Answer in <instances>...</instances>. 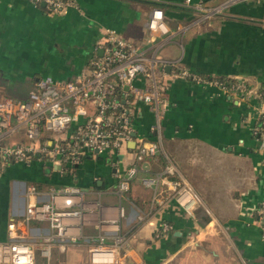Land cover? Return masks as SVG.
Instances as JSON below:
<instances>
[{"label":"crops","instance_id":"0c3cea01","mask_svg":"<svg viewBox=\"0 0 264 264\" xmlns=\"http://www.w3.org/2000/svg\"><path fill=\"white\" fill-rule=\"evenodd\" d=\"M156 6L164 11L168 33L147 28ZM108 28L169 61L163 65L168 99L162 105L161 151L173 157L178 175L199 194L194 215L177 204L168 185L143 184L163 168L161 151L137 164L121 201L115 193L134 159L135 139L153 137L152 111L138 102L133 140L117 153L87 155L74 172L31 161L18 164L17 176L16 162L7 166L0 177L1 229L22 209L26 183L34 182L42 198L51 186L74 183L85 190L82 236L53 247V263L93 264L89 245L100 231L111 235V226H100V219L115 217L121 202L126 264H264V230L256 212L264 198V152L254 133L264 99V0H71L52 11L31 0H0V98H24L42 75L75 79L87 73ZM218 76L244 83L249 97L224 91L215 83ZM163 220L171 229L156 236ZM30 225L47 228L46 221ZM36 264L43 259L37 257Z\"/></svg>","mask_w":264,"mask_h":264},{"label":"built area","instance_id":"2783aa9c","mask_svg":"<svg viewBox=\"0 0 264 264\" xmlns=\"http://www.w3.org/2000/svg\"><path fill=\"white\" fill-rule=\"evenodd\" d=\"M44 2L49 10H60L69 0H31ZM190 1V0H187ZM197 8H202L196 3ZM217 10L213 9L212 11ZM150 32L168 33L164 11L156 6L147 21ZM181 29V25H176ZM98 53L90 60V69L75 79L42 75L36 78L34 89L22 99L0 98V177L7 166L15 162H50L60 171L74 172L87 155L117 153L133 140V118L138 102L152 111L153 137H138L134 145V161L116 183L115 193L122 199L137 174V163L151 159L163 150L161 119L162 105L168 99V85L163 65L166 59L147 54L134 42L108 28ZM188 75L186 70L178 71ZM227 93L249 97L244 83L230 88L225 81H215ZM257 110L259 125L254 128L258 146L264 150V99ZM19 136V138H18ZM165 159L163 168L142 179L146 186L166 184L173 199L184 211L194 215L200 197L183 176L171 156L161 151ZM24 202L0 225V264H66L62 259L53 263V247L63 248L82 236L85 190L77 184L51 186L47 198H42L34 182L24 186ZM164 199H159L163 203ZM99 199L96 200V204ZM258 222L264 230V198L257 205ZM126 215L119 202L117 215L100 219L101 225L111 226V235L100 231L88 247V259L93 264H126L128 239L120 230ZM33 220H44L47 228L30 225ZM171 229L163 220L155 229L161 236ZM2 235V237H1ZM110 236V238H109Z\"/></svg>","mask_w":264,"mask_h":264},{"label":"rangeland","instance_id":"374dc122","mask_svg":"<svg viewBox=\"0 0 264 264\" xmlns=\"http://www.w3.org/2000/svg\"><path fill=\"white\" fill-rule=\"evenodd\" d=\"M258 148L260 149V151H262V152H264V150L262 149V148H260L259 146H258ZM103 153H101V157L103 158L104 156L102 155ZM111 157H113L112 159L113 160H115L116 158H114V156H111ZM171 158L173 159V157L171 156ZM125 159H123V161H124ZM148 160V158L146 157V159L145 160H143V161H141V162H138L137 164L139 165L140 163H142V162H144V161H147ZM133 161H134V159H133ZM132 161V162H133ZM174 161V160H173ZM263 163H264V157H263V161H262ZM18 164L20 165V162H16L15 164H14V166L12 167V168H17V166H18ZM19 167V166H18ZM10 172L12 173V169L10 170ZM14 172L17 174V176H21V174H22V172H19L18 171V169H16V171L14 170ZM186 180H188V179H186ZM189 181V183H191V181L190 180H188ZM132 182V181H131ZM203 182V181H202ZM15 188H16V186H15V184L12 182L11 183V191H10V198L13 196V194H11V193H13L14 192V190H15ZM126 193H123V195H122V197H124V195H125ZM199 195V194H198ZM200 197V196H199ZM204 205H205V203H204ZM206 206V205H205ZM9 210H10V208H8V210L6 211L7 213H8V215H9ZM2 213H1V210H0V225L2 224ZM44 220H41V221H39V220H33L32 221V223H36V224H39V223H42ZM0 234H2V233H0ZM1 237H2V235H1Z\"/></svg>","mask_w":264,"mask_h":264},{"label":"trees","instance_id":"16d2710c","mask_svg":"<svg viewBox=\"0 0 264 264\" xmlns=\"http://www.w3.org/2000/svg\"><path fill=\"white\" fill-rule=\"evenodd\" d=\"M44 7L47 8L46 6H44ZM209 79H212V77H210ZM216 79H219L221 81L222 80L225 81L229 88L235 83V81H233V79L226 77V76H218V77H216ZM262 93H264V91ZM49 167L51 168V166H49Z\"/></svg>","mask_w":264,"mask_h":264},{"label":"water","instance_id":"95a60500","mask_svg":"<svg viewBox=\"0 0 264 264\" xmlns=\"http://www.w3.org/2000/svg\"><path fill=\"white\" fill-rule=\"evenodd\" d=\"M42 5H44V2H41ZM99 53H101V49H99Z\"/></svg>","mask_w":264,"mask_h":264}]
</instances>
